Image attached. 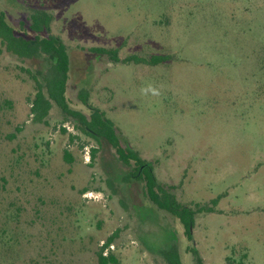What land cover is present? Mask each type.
Listing matches in <instances>:
<instances>
[{"label": "rangeland", "instance_id": "1", "mask_svg": "<svg viewBox=\"0 0 264 264\" xmlns=\"http://www.w3.org/2000/svg\"><path fill=\"white\" fill-rule=\"evenodd\" d=\"M0 10L25 39L33 14L50 16L70 56V109L102 111L196 212L189 241L104 140L52 101L38 118L49 59L0 42V264H96L109 237L120 264H168L170 249L180 264H196L192 249L203 264H264V0H0Z\"/></svg>", "mask_w": 264, "mask_h": 264}, {"label": "trees", "instance_id": "2", "mask_svg": "<svg viewBox=\"0 0 264 264\" xmlns=\"http://www.w3.org/2000/svg\"><path fill=\"white\" fill-rule=\"evenodd\" d=\"M50 16L46 13H35L31 17L30 29L37 33L33 39H25L15 35L13 29L7 24L5 14L0 10V42L5 50L23 59H37L44 57L49 59V68L44 76V87L47 97L41 87L36 92L31 106L32 111L38 118L44 117L52 101L65 115L77 119L81 125L80 131L94 141L104 140L114 150L119 162L129 167L127 178L133 181H141L144 186L145 196L160 211L166 212L175 217L185 230L187 240H192L191 228L194 224L195 211L186 205L176 201L174 195L158 184L153 174L150 162H145L130 147L123 145L116 134L111 121L105 118L102 111L97 108L88 107L89 115L70 109L67 104L65 92L70 70V56L67 47L61 38L49 35ZM46 32L45 37L38 36V33ZM92 52L106 56L112 62H118L117 49L93 48ZM166 57H151L150 59L127 57L125 62L133 61L138 64L157 65L166 61ZM82 104L88 106L86 95H80ZM94 150L91 151V159L94 157ZM66 153V158H69ZM113 237L107 238L106 242L96 252V264H120L115 254L108 249ZM196 264H203L196 250H191ZM168 264H180L178 253L170 249L165 253Z\"/></svg>", "mask_w": 264, "mask_h": 264}, {"label": "clouds", "instance_id": "3", "mask_svg": "<svg viewBox=\"0 0 264 264\" xmlns=\"http://www.w3.org/2000/svg\"><path fill=\"white\" fill-rule=\"evenodd\" d=\"M142 91H143L145 94L148 93V92H151L152 95H154V96H159V95H160L159 90L156 89V88H152L151 86H149V88H147V89H143Z\"/></svg>", "mask_w": 264, "mask_h": 264}, {"label": "built area", "instance_id": "4", "mask_svg": "<svg viewBox=\"0 0 264 264\" xmlns=\"http://www.w3.org/2000/svg\"><path fill=\"white\" fill-rule=\"evenodd\" d=\"M86 153V160H88L89 159V154H88V152H85ZM113 247H112V245H109V247L108 248H106L105 250H104V253H103V255H105L106 253H107V251H108V249L110 250V249H112Z\"/></svg>", "mask_w": 264, "mask_h": 264}]
</instances>
